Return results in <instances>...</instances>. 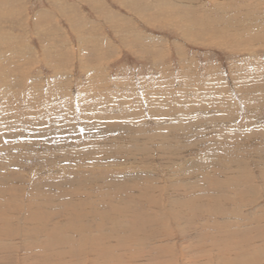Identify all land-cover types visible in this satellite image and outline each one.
<instances>
[{"label": "rangeland", "instance_id": "obj_1", "mask_svg": "<svg viewBox=\"0 0 264 264\" xmlns=\"http://www.w3.org/2000/svg\"><path fill=\"white\" fill-rule=\"evenodd\" d=\"M0 52V264H89L84 244L44 243L57 230L77 241L59 217L44 232L5 226L92 209L118 213L95 234L150 235L138 264H231L242 245L264 243L247 225L264 229L255 218L264 211V0H0ZM232 176L262 189L235 195ZM171 187L182 221L168 217ZM121 252L91 259L118 264Z\"/></svg>", "mask_w": 264, "mask_h": 264}, {"label": "bare ground", "instance_id": "obj_2", "mask_svg": "<svg viewBox=\"0 0 264 264\" xmlns=\"http://www.w3.org/2000/svg\"><path fill=\"white\" fill-rule=\"evenodd\" d=\"M219 1V0H218ZM249 4V3H248ZM237 7V6H236ZM245 13V12H244ZM12 14H13V12H12ZM11 26V25H10ZM236 27V26H235ZM9 28H11V27H9ZM4 28H2V30H3ZM5 31V30H4ZM11 31V30H10ZM7 32V31H6ZM257 32V31H256ZM12 33V32H11ZM5 37V36H4ZM1 53V52H0ZM12 59V58H11ZM251 63V62H250ZM56 67V66H55ZM210 71V70H209ZM197 73V72H196ZM210 73V72H209ZM212 74H214L213 72H211ZM210 73V74H211ZM200 76V75H199ZM203 76V75H202ZM209 76V75H208ZM198 77V76H197ZM207 77V76H206ZM214 77V76H213ZM212 78V77H211ZM184 79V78H183ZM192 79V78H191ZM207 79H208V77H207ZM214 79V78H213ZM173 81H174V79H172ZM185 80V79H184ZM193 80V79H192ZM201 80V79H200ZM209 81V80H208ZM211 81V80H210ZM209 81V82H210ZM185 82H187V81H185ZM204 82V81H203ZM171 84H172V82H170ZM191 83H192V81H191ZM197 83V82H196ZM69 84V83H68ZM71 84V83H70ZM201 84V83H200ZM75 85H77V84H75ZM100 85V84H99ZM213 85V84H212ZM68 86V85H67ZM253 87V86H252ZM40 89V88H39ZM63 89V88H62ZM253 89V88H252ZM64 90H65V88H64ZM63 90V91H64ZM246 91H247V89H245ZM46 91V90H45ZM78 91V90H77ZM62 92V91H61ZM70 93V92H69ZM187 93V92H186ZM60 94V93H59ZM62 94H64V95H66L65 93H62ZM68 94V93H67ZM184 94V93H183ZM37 95V94H36ZM63 95V96H64ZM156 95V94H155ZM159 96V95H158ZM181 96V95H180ZM157 97V96H156ZM186 97V96H185ZM185 97H184V99H185ZM216 97H219V96H217L216 95ZM215 97V98H216ZM240 97V96H239ZM70 98V100H71V97H69ZM148 98V97H147ZM67 99V98H66ZM111 99V98H110ZM145 99V98H144ZM151 100H152V98H150ZM217 99V98H216ZM215 99V100H216ZM220 99V98H219ZM31 100V99H30ZM65 100V99H64ZM146 100V99H145ZM160 100V99H159ZM18 101V100H17ZM20 101V100H19ZM46 101V100H45ZM72 101V100H71ZM147 101V100H146ZM162 101V100H161ZM217 101V100H216ZM223 101V100H222ZM222 101H220V102H222ZM264 101V100H263ZM12 102V101H11ZM21 103L23 102L24 103V101L23 100H21L20 101ZM66 102V101H65ZM144 102V101H143ZM177 102V101H176ZM205 102V101H204ZM8 103V102H7ZM13 103H15L14 101H13ZM151 103V102H150ZM160 103V102H159ZM164 103V102H163ZM224 103H226V102H224ZM243 103V102H242ZM9 104H10V102H9ZM12 104V103H11ZM20 104V103H19ZM36 104V103H35ZM106 104V103H105ZM121 104V103H120ZM149 104V103H148ZM147 104V105H148ZM220 104V103H219ZM223 104V103H222ZM231 104V103H230ZM8 105V104H7ZM14 105V104H13ZM16 105V104H15ZM18 105V104H17ZM47 105V104H46ZM52 105V104H51ZM68 105H70V104H68ZM80 105V104H79ZM115 105V104H114ZM127 105V104H126ZM151 105V104H150ZM169 105V104H168ZM186 105V104H185ZM216 105V104H215ZM243 105V104H242ZM247 105L248 104H246L245 106L247 107ZM1 106V105H0ZM3 106H4V104H3ZM6 106V105H5ZM24 106H26L25 104H24ZM40 106V105H39ZM53 106V105H52ZM59 106V105H58ZM57 106V107H58ZM65 106H66V104H65ZM82 106V105H81ZM84 106V105H83ZM117 106V105H116ZM123 106V105H122ZM121 106V107H122ZM151 106H153V105H151ZM162 106V105H161ZM160 106V107H161ZM177 106V105H176ZM179 106V105H178ZM220 106H222V105H220ZM225 106V105H224ZM11 107V106H10ZM20 107V106H19ZM45 107V106H44ZM67 107V106H66ZM127 107V106H126ZM159 107V108H160ZM190 107V106H189ZM218 107H219V105H218ZM252 107V106H251ZM6 108V107H5ZM4 108V109H5ZM16 109V107L15 106H13V108L12 109ZM29 108V107H28ZM32 108V107H31ZM46 108V107H45ZM54 109H55V106L53 107ZM89 108V107H88ZM116 108V107H115ZM118 108V107H117ZM122 108H124V107H122ZM153 108V107H152ZM158 108V109H159ZM193 108V107H192ZM220 108V107H219ZM224 108V107H223ZM10 109V108H9ZM11 109V110H12ZM34 109V108H33ZM64 109V108H63ZM120 109V108H119ZM157 109V108H156ZM29 110V109H28ZM27 110V111H28ZM53 110V109H52ZM84 110V109H83ZM123 110V109H122ZM153 110V109H152ZM218 110V109H217ZM221 110V109H220ZM3 111H6L7 112V109L6 110H3ZM35 111V110H34ZM33 111V112H34ZM54 111H56V109L54 110ZM89 111V110H88ZM92 111V110H91ZM94 111H96V110H94ZM120 111V110H119ZM170 111V110H169ZM190 111V110H189ZM5 112V113H6ZM11 112V111H10ZM14 112V111H13ZM13 112H11V114L13 113ZM17 112V111H16ZM20 112V111H19ZM18 112V113H19ZM26 112V111H25ZM32 112V111H31ZM68 112H69V110H68ZM72 112V111H71ZM83 112V111H82ZM122 112V111H121ZM120 112V113H121ZM154 112V111H153ZM15 113V112H14ZM13 113V115L15 116V114ZM24 113V112H23ZM64 113V112H63ZM98 113V112H97ZM148 113V112H147ZM155 113H157V112H155ZM247 113V112H246ZM261 113V112H260ZM0 114H2V113H0ZM21 114V113H20ZM20 114H16V115H20ZM25 114V113H24ZM55 115H56V113H54ZM59 114V113H58ZM119 114V113H118ZM135 114V113H134ZM144 114V113H143ZM146 114V113H145ZM158 114V113H157ZM26 115V114H25ZM63 115V114H62ZM70 115H71V113H70ZM96 115V114H95ZM117 115V114H116ZM125 115V114H124ZM198 115V114H197ZM6 116H7V114H6ZM33 116V115H32ZM58 116H60V115H58ZM98 116V115H97ZM118 116V115H117ZM116 116V117H117ZM157 116V115H156ZM178 116V115H177ZM200 116V115H199ZM205 116V115H204ZM10 117H12V116H10ZM55 117V116H54ZM57 117V116H56ZM91 117V116H90ZM115 117V118H116ZM122 117V116H121ZM120 117V118H121ZM203 117V116H202ZM16 118V117H15ZM17 118H19V117H17ZM118 118V117H117ZM191 118V117H190ZM14 119V118H13ZM22 119V118H21ZM59 119V118H58ZM64 119V118H63ZM30 120V119H29ZM35 120H36V118H35ZM46 120H47V118H46ZM50 120V119H49ZM68 120V119H67ZM95 120V119H94ZM100 120V119H99ZM166 120V119H165ZM193 120V119H192ZM243 120V119H242ZM14 121V120H13ZM12 121V122H13ZM39 121V120H38ZM92 121V120H91ZM90 121V122H91ZM96 121H97V118H96ZM118 121V120H117ZM173 121V120H172ZM215 121V120H214ZM15 122H16V120H15ZM46 122V121H45ZM48 122V121H47ZM175 122V121H174ZM14 123V122H13ZM29 123V122H28ZM164 123V122H163ZM214 123V122H213ZM27 124V123H26ZM31 124H34V121H33V123H31ZM48 124V123H47ZM70 124V123H69ZM20 125V124H19ZM35 125V124H34ZM54 125V124H53ZM59 125V124H58ZM67 125V124H66ZM96 125V124H95ZM9 127H10V125H8ZM16 126V125H15ZM21 126V125H20ZM93 126V125H92ZM162 126V125H161ZM200 127H204V126H200ZM264 127V126H263ZM10 128H12V127H10ZM13 128H14V125H13ZM38 128V127H37ZM54 128V127H53ZM121 128V127H120ZM123 128V127H122ZM0 129H2V128H0ZM4 129H5V127H4ZM8 129V128H7ZM22 129H26L27 130V128H26V126H25V128H22ZM75 130H76V128H74ZM133 129V128H132ZM263 129V128H262ZM9 130V129H8ZM20 130V129H19ZM29 130H31V129H29ZM57 129H55V131H56ZM67 130V129H66ZM123 130V129H122ZM160 130V129H159ZM164 130V129H163ZM166 130V129H165ZM255 130V129H254ZM254 130H252V131H254ZM261 130V129H260ZM9 131H11V129L9 130ZM24 131V130H23ZM44 131V130H43ZM62 131V130H61ZM143 131V130H142ZM202 130H200V133H202L201 132ZM263 131V130H262ZM29 132V131H28ZM57 132V131H56ZM58 132H60V131H58ZM57 132V133H58ZM83 132V131H82ZM106 132V131H105ZM157 132V131H156ZM160 132V131H159ZM250 132H251V130H250ZM261 132V131H260ZM4 133H8V132H3V129H2V133H1V136H2V134H4ZM44 133V132H43ZM52 133V132H51ZM50 133V134H51ZM55 133V132H54ZM103 133V132H102ZM107 133V132H106ZM109 133H111V132H109ZM162 133V132H161ZM165 133V132H164ZM32 134V133H31ZM154 134V133H153ZM160 134V133H159ZM159 134H158V136H159ZM163 134V133H162ZM205 134V133H204ZM247 134V133H246ZM251 134V133H250ZM263 134H264V132H263ZM263 134H261V135H263ZM28 135V133H23V132H20V133H17V136H15V138H20V137H24V136H27ZM46 135V134H45ZM66 135V134H65ZM170 135V134H169ZM38 136V135H37ZM244 136H246V135H244ZM251 136H253V135H251ZM264 136V135H263ZM32 137V136H31ZM91 137V136H90ZM100 137V136H99ZM152 137V136H151ZM160 137H161V135H160ZM185 137V136H184ZM3 137H1V139H2ZM6 138V137H5ZM13 138V137H12ZM15 138H13V139H15ZM33 138V137H32ZM96 138V137H95ZM172 138V137H171ZM7 139V138H6ZM66 139V138H65ZM150 139H152V138H150ZM184 139V138H183ZM186 139V138H185ZM219 139V138H218ZM53 140V139H52ZM59 140V139H58ZM57 140V141H58ZM64 140V139H63ZM100 140V139H99ZM153 140V139H152ZM177 140V139H176ZM193 140V139H192ZM141 141V140H140ZM149 141V140H148ZM221 141V140H220ZM10 142H12V141H10ZM15 142V141H14ZM71 142V141H70ZM74 142V141H73ZM90 142V141H89ZM94 142V141H93ZM97 142V141H96ZM151 142V141H150ZM187 142V141H186ZM6 143V142H5ZM8 143L9 142H7L6 144L8 145ZM50 143V142H49ZM53 143V142H52ZM58 143V142H57ZM76 143V142H75ZM124 143V142H123ZM138 143V142H137ZM188 143V142H187ZM51 144V143H50ZM17 145V144H16ZM70 145V144H69ZM92 145V144H91ZM122 145V144H121ZM128 145H129V143H128ZM200 145V144H199ZM19 146V145H18ZM48 146V145H47ZM55 146H56V144H55ZM63 146V145H62ZM154 146V145H153ZM158 146H161V145H158ZM172 146V145H171ZM178 146V145H177ZM176 146V147H177ZM192 146V145H191ZM198 146V145H197ZM201 146V145H200ZM17 147V146H16ZM60 147V146H59ZM75 147V146H74ZM84 147V146H83ZM164 147V146H163ZM169 147V146H168ZM167 147V148H168ZM11 148V147H10ZM55 148V147H54ZM57 148V147H56ZM93 148H94V146H93ZM171 148V147H170ZM188 148V147H187ZM64 149V148H63ZM162 149V151H163V148H161ZM171 149H173V148H171ZM9 150V149H8ZM11 150V149H10ZM56 150V149H55ZM65 150V149H64ZM116 150V149H115ZM53 151V150H52ZM155 151V150H154ZM158 151V150H157ZM172 151V150H171ZM177 151V150H176ZM176 151H175V153H174V155L175 154H177L176 153ZM194 151V150H193ZM10 152V151H9ZM70 152V151H69ZM68 152V153H69ZM133 152V151H132ZM159 152H160V150H159ZM174 152V151H173ZM172 152V153H173ZM77 153H78V151H77ZM91 153V152H90ZM126 153V152H125ZM158 153V152H157ZM163 153V152H162ZM168 153V152H167ZM171 153V152H170ZM192 153V152H191ZM73 154V153H72ZM75 154V153H74ZM169 154V153H168ZM251 154H253V153H251ZM162 155V154H161ZM169 155H171V154H169ZM173 155V154H172ZM140 156V155H139ZM158 156H160V155H158ZM67 157H70V156H67ZM66 157V158H67ZM74 157V156H73ZM180 157V156H179ZM186 157V156H185ZM184 157V158H185ZM192 157V156H191ZM41 159V158H40ZM63 159V158H62ZM70 159V158H69ZM190 159V158H189ZM64 161H66V159H63ZM172 160V159H171ZM170 161V160H169ZM176 161H178V160H176ZM180 161H183V160H180ZM200 162V161H199ZM173 163H175V161L173 162ZM201 163V162H200ZM105 164V163H104ZM184 164V163H183ZM193 165H194V163H193ZM183 167V166H182ZM261 167V169H260V172H261V177H262V185H263V190H264V168H263V165H261L260 166ZM134 168V167H133ZM174 168V167H173ZM263 168V169H262ZM135 169V168H134ZM210 171V170H209ZM180 172V171H179ZM161 173V172H160ZM170 173V172H169ZM171 173H174V172H171ZM171 173L169 174V175H171ZM188 173V172H187ZM201 174H202V172H200ZM205 175H207V176H209L210 175V173H208L207 171H204L203 172ZM34 174H32L31 175V177L33 176ZM182 175V177H183V174H181ZM185 175V174H184ZM192 175V173H190L189 174V176H191ZM251 175V174H250ZM166 176V175H165ZM260 176V175H259ZM52 177V176H51ZM256 177H258L257 175H256ZM172 178V177H171ZM185 178H187V177H185L184 176V179ZM54 179V178H53ZM181 179H183V178H181L180 177V180L176 183V182H174L173 180H171V181H173V183H172V185L174 184L175 185V191L176 192H178V197H180V188H179V186L180 185H183V182L185 181H182ZM188 179V178H187ZM203 179V181L205 182L206 181V178H202ZM234 179V182H235V184L237 185V186H239V189H234L235 187H237L236 185H231V183H232V181H231V183H230V188L229 189H233V191L235 190V195H236V193H239V196L241 195L242 196V198L243 197H245V196H250V194L251 193H254V196L256 195V193H257V190L258 191H261V190H259V187L260 186H257V187H255V186H253L252 185V183L249 185L248 184V182H247V184L248 185H246V182L244 183L240 178H239V176H232V180ZM170 180H169V182H170ZM177 180V179H176ZM192 180V179H191ZM195 180V179H194ZM258 180V179H257ZM260 181H261V179H259ZM258 180V181H259ZM168 181V180H167ZM199 181V180H198ZM190 182V181H189ZM193 182H195V181H193ZM243 182V183H242ZM167 183V182H166ZM215 183V182H214ZM214 183L212 182V185H214ZM171 184V183H170ZM210 185V184H209ZM224 185H226V184H224ZM199 186V185H198ZM204 188H203V187ZM202 188H203V190L204 189H206V185L205 184H202ZM211 186V185H210ZM221 186V185H220ZM227 186V185H226ZM178 187V188H177ZM200 187V188H201ZM27 188V187H26ZM169 188H170V186H169ZM202 188H201V190H202ZM218 188H221V187H218ZM172 189H173V187H171V189H169V190H167L168 191V193H167V200H168V205H169V207L171 208L170 209V212L171 211H173V213L171 214V216H169L168 215V217H172V218H174V219H176V220H180V221H182V214L180 213V212H182V211H185L184 209H181L180 208V210L179 211H174L173 209H172V207L174 206V204H173V202H171V194L173 193V191H172ZM190 189V188H189ZM199 189V188H198ZM197 189V190H198ZM223 189V188H222ZM226 190H227V188H225ZM260 189H262L261 187H260ZM182 190V189H181ZM185 190H187V189H185ZM192 190H193V188H192ZM211 190H213V189H211ZM211 190H208V189H206V190H204V191H207V192H210ZM190 191V190H189ZM216 191V190H215ZM218 191H220V189L219 190H217V192ZM229 191V190H228ZM175 192V193H176ZM188 192V191H187ZM191 192V191H190ZM227 192V191H226ZM185 193V192H184ZM192 194H193V192H191ZM190 193V194H191ZM203 193V192H202ZM220 193V192H219ZM223 193H224V190H223ZM204 194H205V192H204ZM204 194H202L203 196H204ZM210 194V193H209ZM217 194V193H216ZM227 194H228V192H227ZM229 194H231L230 192H229ZM260 194V193H259ZM175 195H177V194H175ZM187 195V194H186ZM208 195V194H207ZM195 196V195H194ZM198 196V195H197ZM200 196H201V194H200ZM199 196V197H200ZM218 196H220L219 194H218ZM257 196H259V195H257ZM176 197V196H175ZM190 197V196H189ZM222 197H224V195H222ZM227 197V196H226ZM256 197V196H255ZM206 198V197H205ZM259 198V197H258ZM175 199V198H174ZM197 199H198V197H197ZM201 199H202V197H201ZM173 200V199H172ZM224 200H225V198H224ZM222 201V200H221ZM247 201V203H249V204H251L252 206H254L255 207V205H253V199H251V203H250V199L249 200H246ZM190 202V201H189ZM255 202H257V201H255ZM259 205V204H258ZM179 206V205H178ZM261 207V206H260ZM258 208V209H256V211H257V213H260V215L259 214H256V216H255V218L258 220V222L260 223V225H262L263 223L261 222L263 219H264V211H263V209L262 208ZM15 208V207H14ZM20 208V207H19ZM42 208V207H41ZM176 208H177V206H176ZM234 208V207H233ZM264 208V207H263ZM22 209V208H21ZM241 209V208H240ZM240 209H238V210H240ZM15 210V209H14ZM47 210V209H46ZM58 210V209H57ZM95 210H97V209H92V210H90V211H88V212H75V213H69V214H62L61 212L60 213H58V214H54V216H53V214L52 215H50V214H44L43 216H41V214H40V216L39 217H36V215H35V217L37 218V219H34L33 217H34V215H31L30 216V218H25L26 220H28L26 223H24V221H25V219H24V217H19L17 220H10L9 218H7L8 220H6V226L5 227H7L8 228V231H10L9 230V228H12L11 229V231H12V233H11V235H15V234H13L14 233V231H17L18 232V230H21V229H23L24 227H33V228H39V229H42L41 231L42 232H44V225H45V227L46 228H54V227H59L60 225H58L57 223H54L55 221H54V218H55V216L56 217H59L58 218V220H61L60 222L61 223H64V228H67L68 229V233L70 234V235H72L71 236V238L72 239H75V240H77L76 242H73V241H71V240H69V239H67V238H65V236H64V234L62 233V232H60L59 233V231L60 230H57V231H54V232H51V231H48L47 229H46V231H48V238H49V241L47 242V241H45L44 243H47L46 245H50V246H57V247H59L60 246V248L62 247V246H64V245H67V248H69V251H71L72 250V246H76L77 248H81V247H83V244H84V247H89L88 249L87 248H85L84 250V252H83V255H84V258L85 257H88V256H90V263L89 264H97L96 263V260H93V259H91V256L92 255H95V258H97L96 256H97V254H99V256H101V258L102 259H104V257H106L107 255H110L111 253H115L116 251H118V252H120V251H122L121 253L123 254V256H127L125 259L123 258L121 261H119L118 262V260H120V259H116V260H114V261H117L118 262V264H124L123 262H125V260H127V262H126V264H138V260H139V258L137 257V254H139V253H137L138 252V246H140V245H142V243H143V241H145L146 240V238L148 237L147 235L148 234H146V233H139L138 234V238L136 239V237H134V236H130V235H128V234H126V233H124V236L121 238L120 237V235L119 234H121L122 233V230H123V228L122 227H125L124 225L123 226H121V225H119V227L121 226V228H122V230L119 232V231H117L116 229H114V230H107V229H105V230H107L108 232H106V233H96L95 234V230H97V229H104V228H106L107 227V225L105 226V224H106V222H107V224H109V222H111L112 221V219H114L117 215H118V213H113L114 215H112V216H110L111 215V213H109V212H107V213H105V211H104V213H99L98 211H95ZM177 210V209H176ZM48 211V210H47ZM37 212V211H36ZM52 212V211H51ZM30 213H32V212H30ZM19 215V214H18ZM26 215H28V213L26 214ZM38 215V214H37ZM6 216V215H5ZM20 216V215H19ZM21 216H22V214H21ZM158 216V215H157ZM261 216L263 217L262 218V220H260V218H261ZM124 217V216H123ZM159 217V216H158ZM13 218V217H12ZM16 218V217H15ZM14 218V219H15ZM125 219V218H124ZM123 220V219H122ZM126 220V219H125ZM4 221V220H3ZM161 221V220H160ZM159 221V222H160ZM48 222H51L50 224L48 223ZM52 222H53V225H52ZM59 222V223H60ZM157 222V221H156ZM236 222V221H235ZM263 222H264V220H263ZM5 223V222H4ZM125 223V222H124ZM179 223V222H178ZM223 223V222H222ZM227 223V222H226ZM118 224V223H117ZM152 224H154L153 222H152ZM216 224V221H214V225ZM250 224H255L254 226H253V231L252 232H254L255 234H257V233H262V235H260V236H264V229H261V227H259L258 226V223L254 220V222H250V221H247V225L249 226ZM3 225V224H2ZM12 226V227H9V226ZM53 227H52V226ZM213 225V224H212ZM218 225V224H217ZM221 225V224H220ZM228 225V224H227ZM211 226V225H210ZM223 226V225H222ZM226 226V225H225ZM264 226V225H263ZM110 227V226H109ZM111 227H112V225H111ZM116 227H118V226H116ZM116 227H114V228H116ZM139 227V226H138ZM2 228V227H1ZM62 228V227H61ZM120 228V229H121ZM132 228V227H131ZM136 228V227H135ZM140 228V227H139ZM144 228V227H143ZM133 229V228H132ZM147 229H148V227H147ZM156 229V228H155ZM214 229V228H213ZM217 229H219V226H218V228ZM71 230H72V233H71ZM124 230H125V228H124ZM153 230V229H152ZM159 230V229H158ZM157 230V231H158ZM164 230V229H163ZM162 230V231H163ZM31 231V230H30ZM95 231V232H94ZM101 231V230H100ZM147 231V230H146ZM161 231V230H160ZM165 231V230H164ZM247 231L248 232H244V234H242V236H245L246 235V233H248V236L250 237V238H253L254 236H251V229H247ZM37 232H38V230H37ZM40 232V231H39ZM73 232H74V234H73ZM76 232V233H75ZM149 232V231H148ZM222 232V233H221ZM34 233V232H33ZM227 232H226V230H217V234H215V235H220V237H219V239H221L220 240V243H226L225 245H227V240H226V236H227V234H226ZM141 234H143L144 236H140ZM150 234V233H149ZM152 234V233H151ZM155 234V233H154ZM153 234V235H154ZM8 235V234H7ZM68 235V234H67ZM67 235H66V237H67ZM73 235H74V237H73ZM75 235H77V236H75ZM213 234H207V236H204L205 238H210L211 236H212ZM210 236V237H209ZM8 237V236H7ZM24 237V236H23ZM26 237V236H25ZM104 238H106V239H104ZM145 238V239H144ZM148 238H151L150 237V235H149V237ZM13 239V238H12ZM33 239V238H32ZM41 238H39V240H40ZM31 240V239H30ZM47 240V239H46ZM172 240V239H171ZM22 241V240H21ZM35 241H37V240H35ZM215 241H216V239H215ZM38 242V241H37ZM248 243H249V241L247 242H245V244L246 245H248ZM31 244H32V242H31ZM213 246V245H212ZM100 248H102L101 250H99ZM133 248V252L132 253H130L129 252V250H131ZM217 248H223L224 249V247L222 246V245H218L217 246ZM227 248V247H226ZM235 248H237V247H235ZM242 248V250H238L239 252H234V256H233V254L231 253V258H233L234 260L231 262V264H261V262H262V260H264V243L263 244H259V242H258V240L257 239H255V241H251L250 242V244H249V247H247V248H244L243 249V245L240 247V248H238V249H241ZM99 250V252H95V250ZM58 250V249H57ZM82 250V249H81ZM94 252V253H93ZM165 252V251H164ZM65 253V252H64ZM80 253H82V252H80ZM85 253V254H84ZM88 253V254H87ZM141 253V252H140ZM161 253V252H160ZM226 253V252H225ZM73 254V252L71 253V255ZM227 254V253H226ZM77 255V254H76ZM140 255V254H139ZM160 255V254H159ZM114 256V255H113ZM76 257V256H75ZM79 257H80V255H79ZM118 257V256H117ZM117 257H114V258H117ZM230 257V256H229ZM94 258V257H93ZM112 258V257H111ZM261 258H263V259H261ZM88 259V260H89ZM169 259V258H168ZM87 260V259H86ZM106 260H107V258H106ZM123 261V262H122ZM174 261V260H173ZM87 262V261H86ZM224 262H225V260H224ZM176 263V262H175ZM107 264H111V263H108V260H107ZM112 264H116V262L115 263H112ZM230 264V263H229Z\"/></svg>", "mask_w": 264, "mask_h": 264}]
</instances>
